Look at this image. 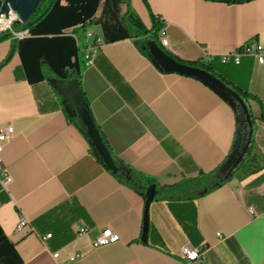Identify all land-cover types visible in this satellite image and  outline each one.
<instances>
[{
	"label": "crops",
	"instance_id": "obj_1",
	"mask_svg": "<svg viewBox=\"0 0 264 264\" xmlns=\"http://www.w3.org/2000/svg\"><path fill=\"white\" fill-rule=\"evenodd\" d=\"M130 11L140 29L127 26ZM153 20L165 52L211 67L250 96L251 157L227 180L223 168L246 131L237 144L243 126L225 100L156 68L143 49L154 39L141 34ZM16 25L24 36L0 42V130L13 128L0 144L10 177L0 184V264H187L179 255L186 245L205 248L206 264H264V62H219L250 41L264 50V0H53L39 21ZM86 28L103 41L91 68L79 50ZM52 79L77 80L111 154L155 185L145 243V200L94 157ZM201 174H214L216 188L190 198L179 186ZM21 219L31 231H14ZM104 229L119 241L94 248ZM45 234L42 244L36 235Z\"/></svg>",
	"mask_w": 264,
	"mask_h": 264
},
{
	"label": "water",
	"instance_id": "obj_2",
	"mask_svg": "<svg viewBox=\"0 0 264 264\" xmlns=\"http://www.w3.org/2000/svg\"><path fill=\"white\" fill-rule=\"evenodd\" d=\"M41 1L42 0H0V15L6 16L10 11L14 12L18 16L17 24H27L28 26H31L33 23L31 17ZM143 49L148 52L152 63L161 72L194 78L205 84L218 96L225 100L235 112H237V109L241 111V114L244 117L243 129L241 131L239 130V139L237 140V144H239L243 136V130L246 131V144L241 151L238 148H235L225 163L223 168V172L225 173L224 179H229L232 173L240 167L252 145L254 130L248 106L241 99L239 94H237L232 88L228 87L217 76L206 70L182 65L174 61L158 47L154 40L149 43H145ZM50 84L64 98L65 101L70 103L73 111L80 119L88 139L87 142L94 157L98 159L99 163L112 174L122 173L123 166L114 158L102 138V135L92 118L77 80L73 79L65 83L63 80L53 79L50 80ZM69 114H73V112H68V115ZM155 194V185H149L145 190L144 217L141 234V241L143 243L146 242L148 233V207L154 200Z\"/></svg>",
	"mask_w": 264,
	"mask_h": 264
},
{
	"label": "built area",
	"instance_id": "obj_3",
	"mask_svg": "<svg viewBox=\"0 0 264 264\" xmlns=\"http://www.w3.org/2000/svg\"><path fill=\"white\" fill-rule=\"evenodd\" d=\"M18 16L14 12H9L6 16L0 15V33H7L10 35L11 39L21 38L24 36L23 31H14L13 25L17 24ZM159 34V42L162 48L167 47V41L165 39V31L163 27L158 31ZM103 41L101 38L90 28L83 29V37H82V45L79 50L82 55L83 66L84 68H91L94 65L95 57L102 47ZM244 56L253 57L258 63L262 64L264 62V50L263 47L255 42L250 41L240 47L237 50L225 53L219 56V62L222 65L232 64L238 66L240 64L241 58ZM13 135V128L11 126H7L0 130V144L8 141ZM10 182V177L5 170L1 169V146H0V184L3 188H5ZM251 212V210H249ZM29 228L31 231L29 223L25 219H21L15 225L14 231L16 233L23 231L24 229ZM83 231L81 230L78 234L81 235ZM38 239L45 243L50 237L51 234H45L43 236L36 235ZM119 241V237L117 234L112 232L110 229L102 230L92 241V246L94 248L100 246H106L109 244H114ZM205 248H191L186 245L183 246L180 250V257L187 264H206L204 262L205 257ZM52 257L56 259L58 257V253L52 254ZM80 255L77 254L70 258V261L79 258Z\"/></svg>",
	"mask_w": 264,
	"mask_h": 264
},
{
	"label": "trees",
	"instance_id": "obj_4",
	"mask_svg": "<svg viewBox=\"0 0 264 264\" xmlns=\"http://www.w3.org/2000/svg\"><path fill=\"white\" fill-rule=\"evenodd\" d=\"M206 1L221 2V3H226V4H236V3L239 4V3L249 2V1H252V0H206ZM52 2H53V0H42L41 1V3L39 4V6L37 7V9L35 10L34 14L31 17V20L33 21L32 25L34 23H36L37 21H39L47 13V11L49 10ZM125 22H126L127 26L130 27V29L132 27L136 28V29H140V24L138 22V19L133 14V12H131V11L128 12L127 15L125 16ZM18 26L23 27V29H27L28 27H30L27 24H20V25L18 24ZM159 30H160L159 24L155 20H153L151 28L148 29L147 31H144V32L142 31L141 34H149L154 39V41H156L155 37H156V34L158 33ZM9 38H10L9 34L0 33V42L4 41L6 39H9ZM159 48L162 49L161 47H159ZM162 51L168 57L173 59L174 61H176V62H178V63H180L182 65H187V66H190V67L206 70V71L214 74L215 76H217L222 82L225 83V81L220 76L216 75L213 72L211 67L206 66V65H204L202 63H197V62H190V63L182 62V61L176 59L175 57L171 56L167 52H165L163 49H162ZM145 52H146V55L148 56V58L151 60L148 52L146 50H145ZM4 63H5V61L3 63H1L0 66L3 65ZM63 81L64 82H68L69 80H65L64 79ZM236 93L240 95L241 99L248 106L247 100L250 98V96L246 92L237 91ZM57 95L60 98L61 105L63 106V108L67 112L68 119L78 128V130H80V132L83 134V136L88 141V139L86 137V134H85V131H84V127H83L80 119L76 115V113L73 111V108H71L70 111H68L65 108V106H64V102H63L64 98L58 92H57ZM68 112L69 113L73 112V114H69L68 115ZM250 117H251V115H250ZM236 120H237L238 128L240 129L243 126L244 117L241 114V111L239 109H237V112H236ZM260 120L264 121V116L262 114L260 116ZM250 157H251V147H250L249 152H248L247 156L245 157L244 161L242 162V164L240 165V167L236 171H238L240 169H243L246 166L247 162H249L248 160L250 159ZM122 168H123V172L122 173H117V174H114V175L121 182H123L125 185L133 188L145 200V190L150 185V183L148 181H146L143 177L132 173L128 168H125V167H122ZM213 178H214V174H207V175H202L201 174V175H199L198 177H196L194 179L192 178V179L186 180L181 186H179V188L181 189V191L185 195L186 194L187 195L191 194V195H189L190 198H196V197L205 195L209 191H211V190L216 188V186L213 185ZM203 186H205V190L203 189ZM164 196L166 197L167 194H165Z\"/></svg>",
	"mask_w": 264,
	"mask_h": 264
},
{
	"label": "flooded vegetation",
	"instance_id": "obj_5",
	"mask_svg": "<svg viewBox=\"0 0 264 264\" xmlns=\"http://www.w3.org/2000/svg\"><path fill=\"white\" fill-rule=\"evenodd\" d=\"M63 102H64V106H65V108H66L68 111H70V109L72 108V107L70 106V103H69L68 101H64V100H63Z\"/></svg>",
	"mask_w": 264,
	"mask_h": 264
},
{
	"label": "rangeland",
	"instance_id": "obj_6",
	"mask_svg": "<svg viewBox=\"0 0 264 264\" xmlns=\"http://www.w3.org/2000/svg\"><path fill=\"white\" fill-rule=\"evenodd\" d=\"M17 28L16 24L13 25V29Z\"/></svg>",
	"mask_w": 264,
	"mask_h": 264
}]
</instances>
